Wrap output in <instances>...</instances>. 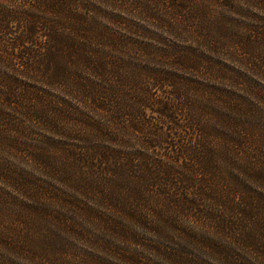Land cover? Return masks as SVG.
<instances>
[{"label":"trees","instance_id":"obj_1","mask_svg":"<svg viewBox=\"0 0 264 264\" xmlns=\"http://www.w3.org/2000/svg\"><path fill=\"white\" fill-rule=\"evenodd\" d=\"M11 3L17 7H11ZM141 4L131 0L121 6L139 5L160 25H195L199 27L197 31H208L206 38H225L230 32L220 16H211L209 0H171L169 11L163 14L153 11L151 4ZM91 11L82 0H0V59L18 71L0 73V264L10 263L5 258L8 253L30 251L39 240L51 246L58 237L56 224L47 217V188L7 159L5 153L15 160L25 156L42 172L72 186L77 195L87 200L77 199L84 203L79 205L102 237L109 234L128 240L173 264H202L188 252L145 244L140 235L145 231L194 238L196 233L180 222L183 216H190L200 226L228 234L242 245L264 253V243L258 238L264 235V223L248 219L257 208L247 201L255 198L244 196L237 202L235 196L229 198L227 189L221 192L218 183L209 177L205 179L209 185L198 187L201 176L207 177L216 169L212 164L217 163V154L231 152L219 147L217 140L235 146L247 158L259 159L263 156L264 139L254 142L250 137L252 127L214 110L207 99L195 100L176 75L155 73L130 57H109V50L124 49L129 54L128 48L138 45L102 33ZM257 35H246L242 47L254 68L264 71V30ZM256 43L261 44L256 48ZM175 63L198 69V64L181 57ZM20 76L59 87L74 98L93 104L100 117L94 120L81 118L83 114L75 116L66 103L49 98L45 89L26 84ZM157 89L170 96L153 93ZM201 89L215 94L214 89ZM4 105L13 106L29 119L69 135L78 143L68 147L59 142L58 146L52 145L48 140L41 144L24 141L27 130L7 115ZM247 107L252 109L251 105ZM148 109L157 114V122L170 124L169 134L158 130L156 123H149ZM209 112L216 117H209ZM74 126H83L84 133L76 134ZM122 131L143 133L142 142L152 149L171 143L170 136L174 142L170 149L172 159L182 161L181 166L192 177L160 160H150L144 152L132 154L120 149L125 145ZM254 143L259 148H253ZM210 166L214 169L207 170ZM247 167L253 179L264 177L263 168ZM192 185L198 188L193 190ZM230 204L235 205L234 211ZM123 257L131 264H154L136 253Z\"/></svg>","mask_w":264,"mask_h":264},{"label":"rangeland","instance_id":"obj_2","mask_svg":"<svg viewBox=\"0 0 264 264\" xmlns=\"http://www.w3.org/2000/svg\"><path fill=\"white\" fill-rule=\"evenodd\" d=\"M82 1L90 5L91 16L95 17L97 27L103 31L102 33L119 36L130 44L138 45L137 48H128L129 54H126L124 49L121 51L109 50V57H130L137 63L152 68L155 73L176 75L177 79L186 85L185 88L191 90L193 94L191 96L195 100L207 99L214 110L223 112L238 123L252 127L251 133L254 135L251 134L250 137L254 142L264 139V71L254 68L242 47V43L247 40L246 35L256 38L258 31L264 30V3L262 0H209L208 11L211 12V16L214 18L220 16L222 21L227 22L230 32L225 34V38L218 35L216 38H206L204 36L208 34V31H197L199 27L195 25L186 28L179 22L172 27L160 25L139 5L129 8L121 6L131 0ZM137 1L142 2L141 5H153V11L162 12L159 14L168 12L171 7V0ZM9 5L13 8L17 7L14 3ZM260 44L256 43L255 47H259ZM139 45L145 50H142ZM249 50V48L246 49L247 52ZM177 57H181L187 62H193V64L196 63L195 65L198 64V69L176 64ZM8 71L12 74L18 73L0 59V73L5 74ZM20 78L24 79L26 84L45 89L49 98L59 103H66L69 111L73 112L75 116L80 117V114H83L84 116L81 118L94 120H98L100 117L98 109L93 104L91 106L81 99H76L59 87L46 86L41 82L35 83L34 80L24 76H20ZM202 86L207 90L214 89L215 94L202 91ZM153 93L164 96V98L170 96L169 93H164L159 89L154 90ZM247 105H251L252 109L250 110ZM4 111L12 117L13 121L19 122L27 130L28 136L24 138V141L41 144L42 140H48L52 145L56 146V143L59 142L68 147L78 143L77 139L70 138L69 135L48 129L46 124L29 119L11 105H4ZM147 115L149 123L152 122L154 125L156 123L158 130L166 131L169 134L170 124L157 122V114L152 109L147 110ZM208 116L216 117L214 113L210 112ZM82 128L83 126H74V132L82 134L84 133ZM120 133L125 142L124 146H119L120 149L132 154L144 152L150 157V160H160L183 171L186 177H192L190 172L181 166L182 161L176 162L172 159L170 149L174 148L172 146L174 142L172 143L170 136L168 140L171 143H165L164 147L152 149L142 142L143 133H127V131ZM216 142L219 147H225L231 152L217 154V163L212 164L216 166V169L212 173L210 172L211 174H208L207 177L204 174L199 175L201 182L198 187L202 188V184L203 186L204 184L209 185V182L205 181L209 177L214 183H218L220 191L221 189L229 191V198L233 199L235 196L237 202H240L244 196H253L255 199L247 202L257 209L253 211L254 214L251 213V216L247 215L249 217L247 218L250 221L264 223V177L255 180L252 178V172L246 169L248 165L264 169V147L262 148L263 156L253 159L243 156L237 152L238 149L235 146H229L226 141L219 142L217 140ZM47 146L51 150H57V147ZM252 147L259 148V144L254 143ZM4 156L14 161L20 168L25 169L34 179L40 180L44 188H47L49 192L45 199L47 217L56 224L58 229V237L53 240L51 246L39 240L33 244L35 247L32 250L29 249L30 251L6 254L5 258L9 260V264H95L94 260L105 264H131L123 257L129 253H136L142 260L154 264H173L168 258L162 257L158 253L155 254L149 249L138 247V244L128 240L109 234L102 237L97 226L91 222V217L87 218L79 205V203L82 205L84 203L77 199H81L82 202H87V200L81 195H77V191L72 186L63 184L55 176L42 172L38 166L33 164V161L25 156L17 158V160L14 157L12 159L9 153H5ZM211 168L212 166L207 170H211ZM193 178L195 177L193 176ZM192 187L194 190L197 186L192 185ZM94 205V207H98L96 204ZM229 206L234 211L235 205L230 204ZM243 217L246 216L243 215ZM180 219L186 228L196 233V237L186 238L176 233H172L170 236H159L141 231L142 242L149 245H161L166 250L175 248L188 252L202 264H264V253L255 251L252 246L242 245L239 239L200 226V223L190 216H183ZM166 228L169 230V227ZM258 238L264 243V235H260ZM101 242L104 244H99ZM224 249L227 251L223 252Z\"/></svg>","mask_w":264,"mask_h":264}]
</instances>
